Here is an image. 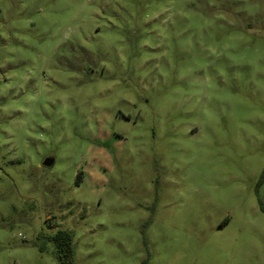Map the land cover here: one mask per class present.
<instances>
[{
	"label": "rangeland",
	"instance_id": "1",
	"mask_svg": "<svg viewBox=\"0 0 264 264\" xmlns=\"http://www.w3.org/2000/svg\"><path fill=\"white\" fill-rule=\"evenodd\" d=\"M263 171L264 0H0V264H264Z\"/></svg>",
	"mask_w": 264,
	"mask_h": 264
},
{
	"label": "trees",
	"instance_id": "2",
	"mask_svg": "<svg viewBox=\"0 0 264 264\" xmlns=\"http://www.w3.org/2000/svg\"><path fill=\"white\" fill-rule=\"evenodd\" d=\"M79 178L80 175L78 174ZM264 180V171L260 177V182ZM261 209L264 211V207L261 206ZM53 228L54 225H51ZM72 234L68 231L57 230L56 233L49 237V240L52 241L55 248V257L60 264H72L73 261V244H72Z\"/></svg>",
	"mask_w": 264,
	"mask_h": 264
},
{
	"label": "water",
	"instance_id": "3",
	"mask_svg": "<svg viewBox=\"0 0 264 264\" xmlns=\"http://www.w3.org/2000/svg\"><path fill=\"white\" fill-rule=\"evenodd\" d=\"M43 164L46 166V167H52L53 165V160L51 158H48V159H45Z\"/></svg>",
	"mask_w": 264,
	"mask_h": 264
}]
</instances>
